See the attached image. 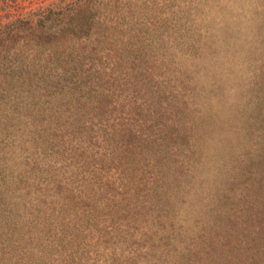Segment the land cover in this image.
<instances>
[{
    "label": "rangeland",
    "instance_id": "1",
    "mask_svg": "<svg viewBox=\"0 0 264 264\" xmlns=\"http://www.w3.org/2000/svg\"><path fill=\"white\" fill-rule=\"evenodd\" d=\"M0 264H264V0H0Z\"/></svg>",
    "mask_w": 264,
    "mask_h": 264
}]
</instances>
